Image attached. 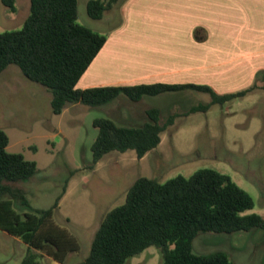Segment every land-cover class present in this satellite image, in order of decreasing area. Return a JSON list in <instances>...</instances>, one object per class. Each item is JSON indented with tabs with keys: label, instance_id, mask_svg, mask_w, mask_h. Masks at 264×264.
Returning a JSON list of instances; mask_svg holds the SVG:
<instances>
[{
	"label": "rangeland",
	"instance_id": "obj_1",
	"mask_svg": "<svg viewBox=\"0 0 264 264\" xmlns=\"http://www.w3.org/2000/svg\"><path fill=\"white\" fill-rule=\"evenodd\" d=\"M87 1L77 0V22L93 31L108 33L115 16V20H107L109 15L104 12L101 20L90 18ZM123 1L113 5L111 14H117ZM28 9L19 3L16 14H12L0 2V32L20 29ZM50 101L51 93L26 79L17 66L9 65L0 73V128L9 137L11 151L33 161L37 168L33 177L17 185L23 187L25 197L36 209L47 210L60 197L54 216L56 224L83 232L79 237L81 253L75 258L89 254L102 218L124 203L129 187L139 177L164 183L177 176L189 177L199 170H215L228 176L252 198L253 208L243 214L264 219L263 87L189 114L186 113L190 108L209 104V94L185 90L145 96L141 102L121 96L100 107L67 105L60 115L52 113ZM154 107L160 111L161 124L177 114L161 133L155 149L141 159L132 150L113 151L93 164L91 145L97 136L94 119L106 118L118 126L139 127L147 121L145 110ZM0 241L7 246L0 249V260L15 264L20 245L1 234ZM192 252H222L232 264H264V232L253 229L201 234L193 240ZM130 260L126 264H163L161 252L155 247Z\"/></svg>",
	"mask_w": 264,
	"mask_h": 264
},
{
	"label": "trees",
	"instance_id": "obj_2",
	"mask_svg": "<svg viewBox=\"0 0 264 264\" xmlns=\"http://www.w3.org/2000/svg\"><path fill=\"white\" fill-rule=\"evenodd\" d=\"M118 0H89L86 11L100 20ZM12 13L15 0H1ZM107 39L77 22V0H29V14L22 27L0 32V73L9 65L51 93V111L60 115L67 105L100 107L124 96L138 102L145 96H157L185 90L209 94L211 102L198 105L186 114L206 111L245 96L256 88L217 94L196 84H141L135 86L96 87L80 90L76 83ZM264 88V85H263ZM147 121L139 127L118 126L112 120L96 118L92 125L97 136L91 145L92 162L116 151L132 150L138 159L155 149L160 135L177 114L161 124L157 108L145 110ZM7 134L0 129V230L27 245L20 264H39V253L54 247L53 257L60 260L66 251H76L75 239H69L57 226L54 216L60 197L47 210L34 209L25 195L10 184L23 182L37 171L33 161L9 153ZM253 208L252 198L228 176L203 169L189 177L177 176L164 183L139 177L129 187L122 205L102 218L89 254L78 264H126L143 250H160L163 264H232L222 252L195 255L193 240L201 234H232L261 229L264 219L244 215ZM75 244V249H71Z\"/></svg>",
	"mask_w": 264,
	"mask_h": 264
},
{
	"label": "crops",
	"instance_id": "obj_3",
	"mask_svg": "<svg viewBox=\"0 0 264 264\" xmlns=\"http://www.w3.org/2000/svg\"><path fill=\"white\" fill-rule=\"evenodd\" d=\"M19 3L28 9L29 0H15L12 14ZM119 6L117 14H111L113 7L106 11L107 20H116L110 21L106 42L77 81V89L196 84L227 94L252 84L263 87L264 0H124ZM6 150L13 153L10 140ZM17 183L10 185L25 195ZM57 226L75 239L77 250L62 253L59 260L52 256L55 248L46 247L36 251L39 264H78L87 257L75 258L81 253L83 232ZM0 234L20 245L15 263L20 264L27 245L4 231ZM6 247L0 241V249ZM6 260L0 264H8Z\"/></svg>",
	"mask_w": 264,
	"mask_h": 264
}]
</instances>
